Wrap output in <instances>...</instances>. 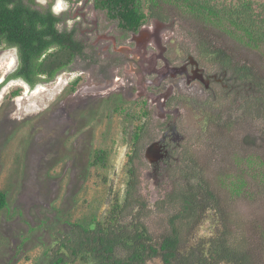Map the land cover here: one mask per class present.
Masks as SVG:
<instances>
[{
	"label": "rangeland",
	"instance_id": "rangeland-1",
	"mask_svg": "<svg viewBox=\"0 0 264 264\" xmlns=\"http://www.w3.org/2000/svg\"><path fill=\"white\" fill-rule=\"evenodd\" d=\"M58 1L67 5L58 13L71 16L85 43L118 52L126 63L106 83L65 71L26 90L22 80H7L17 50L0 49V264H50L52 248L73 224L103 220L115 198L124 201L133 137L145 122L138 172L152 211L171 188L168 153L180 142L206 166L230 217L232 243L244 241L250 264H264V152L242 146L247 130L238 124L223 135L210 128V114L228 122L238 103L229 94L223 113L212 103L228 78L198 58L193 37L201 24L158 0L166 23L146 18L137 33H124L101 0H57L54 7ZM141 2L147 14L148 0ZM221 29L228 45L264 68V47L249 49L239 32ZM98 151L104 166L93 164ZM160 220L150 221L155 234Z\"/></svg>",
	"mask_w": 264,
	"mask_h": 264
},
{
	"label": "trees",
	"instance_id": "trees-1",
	"mask_svg": "<svg viewBox=\"0 0 264 264\" xmlns=\"http://www.w3.org/2000/svg\"><path fill=\"white\" fill-rule=\"evenodd\" d=\"M156 1L148 0L147 14L141 0L101 3L108 18L118 22L124 33L135 34L146 18L168 21L166 15L155 10L159 8ZM163 1L180 6L201 24L193 37L198 58L228 78V83L221 84V93H212V103L220 113L229 94L238 103L237 112L228 122L222 123L219 116L210 114V128L223 135L237 129L238 124L247 130L242 146L264 152V68L228 45L221 33V27L228 25L242 35L247 48L264 47V0ZM52 5L53 1L0 0V49L14 48L18 56L17 68L7 80H22L34 88L54 81L65 71L86 73L97 83L113 80L115 71L126 63L124 56L85 43L79 28L70 23L71 16L67 12L55 14ZM144 117L151 119L152 114L145 109ZM146 125L133 137L124 201L115 198L103 220H94L88 226L73 224L71 235L59 239L52 248L50 264H250L244 241H231L230 217L207 177L206 166L195 154L183 153L180 142L168 153L171 188L156 203L157 211H152L141 194L138 172L144 157ZM105 156L98 151L93 164L104 166ZM5 205L6 195L0 192V209ZM154 215L161 219L158 234L151 229Z\"/></svg>",
	"mask_w": 264,
	"mask_h": 264
},
{
	"label": "clouds",
	"instance_id": "clouds-1",
	"mask_svg": "<svg viewBox=\"0 0 264 264\" xmlns=\"http://www.w3.org/2000/svg\"><path fill=\"white\" fill-rule=\"evenodd\" d=\"M67 7V5H61V4H57L54 8H53V12L54 13H58L59 11L62 10V8Z\"/></svg>",
	"mask_w": 264,
	"mask_h": 264
},
{
	"label": "bare ground",
	"instance_id": "bare-ground-1",
	"mask_svg": "<svg viewBox=\"0 0 264 264\" xmlns=\"http://www.w3.org/2000/svg\"><path fill=\"white\" fill-rule=\"evenodd\" d=\"M57 4H61V5H63V2L62 1H58V3ZM12 83H15V82H12ZM23 86H24V88L27 90L28 88V85H26V84H24L23 83ZM40 92V88L37 90V91H35V93H39Z\"/></svg>",
	"mask_w": 264,
	"mask_h": 264
},
{
	"label": "flooded vegetation",
	"instance_id": "flooded-vegetation-1",
	"mask_svg": "<svg viewBox=\"0 0 264 264\" xmlns=\"http://www.w3.org/2000/svg\"><path fill=\"white\" fill-rule=\"evenodd\" d=\"M49 1V0H48ZM52 1V0H51ZM39 3L43 4L42 0H38ZM47 2V0L45 1ZM54 5H55V1H53V5H52V11H53V8H54ZM55 14H59V13H55ZM96 45V44H95ZM125 58V57H124ZM15 81V80H12V82ZM24 83V82H23ZM106 83V82H105ZM25 84V83H24ZM29 87V86H28Z\"/></svg>",
	"mask_w": 264,
	"mask_h": 264
},
{
	"label": "water",
	"instance_id": "water-1",
	"mask_svg": "<svg viewBox=\"0 0 264 264\" xmlns=\"http://www.w3.org/2000/svg\"><path fill=\"white\" fill-rule=\"evenodd\" d=\"M57 0H55V2H56ZM3 80H4V78H3ZM22 82H24V81H22ZM25 83V82H24ZM26 85H28L27 83H25ZM29 86V85H28Z\"/></svg>",
	"mask_w": 264,
	"mask_h": 264
}]
</instances>
